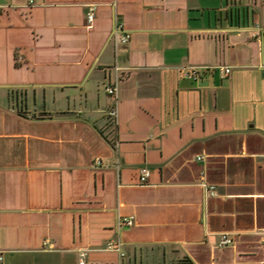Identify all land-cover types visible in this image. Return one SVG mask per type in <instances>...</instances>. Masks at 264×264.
I'll use <instances>...</instances> for the list:
<instances>
[{
  "label": "crops",
  "instance_id": "obj_1",
  "mask_svg": "<svg viewBox=\"0 0 264 264\" xmlns=\"http://www.w3.org/2000/svg\"><path fill=\"white\" fill-rule=\"evenodd\" d=\"M0 7L2 264H264V0Z\"/></svg>",
  "mask_w": 264,
  "mask_h": 264
},
{
  "label": "built area",
  "instance_id": "obj_2",
  "mask_svg": "<svg viewBox=\"0 0 264 264\" xmlns=\"http://www.w3.org/2000/svg\"><path fill=\"white\" fill-rule=\"evenodd\" d=\"M35 2V0H28V5L31 6L33 5ZM5 9V7H0V13L3 12V10ZM95 16H96V6L95 5H91L89 7V11L87 13V22H88V27H91L94 20H95ZM117 30L122 31L123 35L121 40L123 42H129L132 38V34L130 32H127L123 30V25L122 24H117ZM211 67L208 66H203V67H189V68H184L181 71V74L183 75V77L186 78H190V79H198L201 74L204 71L210 70ZM217 69L220 71V73L224 76H227L231 73V68L227 67V66H218ZM107 92L108 94L113 97V104L110 107L109 111H108V117L109 119H111L112 121H116L118 118V104H119V95H118V88L116 86H111L107 88ZM201 159V158H200ZM151 177V173L150 170L147 166H144L140 169V182L142 184H147L149 179ZM207 191L208 194L212 197L217 196V189L214 186H209L207 187ZM120 224L122 226H126V227H131L134 225V217L133 216H128V217H122L120 219ZM233 241L232 239H230L227 235L223 236V240L221 242L222 246H227L232 244ZM108 250H112V251H119L121 253L122 256H125V253H123L121 251V247L120 245H118L117 243L111 241L108 246H107ZM81 262L79 264H86L85 258H86V252H83L81 254ZM4 261V256L3 254L0 252V264H2Z\"/></svg>",
  "mask_w": 264,
  "mask_h": 264
}]
</instances>
